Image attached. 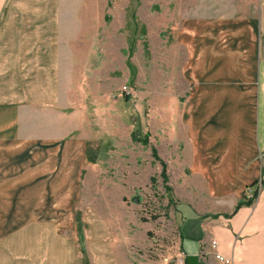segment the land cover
Masks as SVG:
<instances>
[{"label": "rangeland", "instance_id": "374dc122", "mask_svg": "<svg viewBox=\"0 0 264 264\" xmlns=\"http://www.w3.org/2000/svg\"><path fill=\"white\" fill-rule=\"evenodd\" d=\"M253 2L77 0L87 11L79 17L85 48L69 65L72 71L56 81V66L0 61V101L22 105L19 113L16 109L11 148L31 144L27 152L10 154L8 164L18 171L14 175L27 171L28 155L40 153L73 171L70 191L66 178L46 172L31 187L0 184V264L187 263L180 224L198 192L184 182L189 177L178 110L185 87L182 31L204 19L245 20ZM23 50L15 48L16 63L24 59L18 58ZM1 55L6 56L4 47ZM43 67L51 93L45 74L33 78L32 69ZM25 86L43 96L17 94ZM53 138L68 154L47 150ZM60 179L64 185L58 191ZM187 264H196L195 257Z\"/></svg>", "mask_w": 264, "mask_h": 264}, {"label": "crops", "instance_id": "0c3cea01", "mask_svg": "<svg viewBox=\"0 0 264 264\" xmlns=\"http://www.w3.org/2000/svg\"><path fill=\"white\" fill-rule=\"evenodd\" d=\"M76 3L77 0H0V48L6 49L0 61L6 57L12 65L56 66V81L72 71L69 65L85 48L84 41L80 42L79 17L87 11ZM246 15L242 21L200 20L199 25H185L181 35L185 87L178 110L187 152L184 168L189 177V182H184L198 192L197 200L187 204L190 211L180 224V246L187 263L188 257H195L196 264H221L214 258L219 253L230 259V264H264V0L250 3ZM15 48L24 49L18 58L22 55L25 60L16 63ZM32 73L35 80L45 74L51 93L47 68L32 69ZM18 90L17 94L24 90L25 97L27 93L43 96L30 93L27 86ZM18 106L22 105L14 100L0 101V138L4 141L0 144L1 186L16 182L18 186L31 187L32 180L42 182L46 172L66 178L70 191L73 171L56 164L59 159L44 160L40 152L32 158L28 155L24 161L27 171L14 175L18 171L8 164L10 154L25 149L27 152L31 147L18 143L11 148ZM55 142V138L49 140L48 151L53 155L68 154L67 148ZM14 176L24 179L11 181ZM62 179L57 182L58 191L64 185ZM249 191L254 193L250 205L241 206L233 214ZM207 214L217 218L203 219ZM228 215L232 216L224 217ZM211 240L216 249L210 247Z\"/></svg>", "mask_w": 264, "mask_h": 264}, {"label": "trees", "instance_id": "16d2710c", "mask_svg": "<svg viewBox=\"0 0 264 264\" xmlns=\"http://www.w3.org/2000/svg\"><path fill=\"white\" fill-rule=\"evenodd\" d=\"M133 138H134V141H136V142H140L141 144H144V145L147 144V140H146V139H143V140L138 139V140H137L135 136H134ZM152 155H153V157H154L155 159L158 160V157H157V154H156L155 150L152 151ZM160 163H161V168H162V171H161V177H162V180H163V183H164V190H165L166 193H169V192H170V188L167 187V185H165V183H167L166 167H165V165H164L162 162H160ZM250 203H251V200H245V201H243V203H238L237 206L235 207L234 211H233V214H234V213H235V212H236L241 206H243V205H247V206H249ZM233 214H232V215H233ZM232 215H230V216H225V218H229V217H231ZM213 218L216 219L217 216H213ZM181 239H182V238H181ZM186 264H187V263H186Z\"/></svg>", "mask_w": 264, "mask_h": 264}, {"label": "built area", "instance_id": "2783aa9c", "mask_svg": "<svg viewBox=\"0 0 264 264\" xmlns=\"http://www.w3.org/2000/svg\"><path fill=\"white\" fill-rule=\"evenodd\" d=\"M253 195H254V193L251 192V191H249V192L247 193V195H246V199H245V200H251V199L253 198ZM210 247H211L212 249H216V243H215V241H211V242H210ZM214 258H215L216 261L220 262L221 264H230V262H231L230 259H228V258L222 256V255L219 254V253H215V254H214Z\"/></svg>", "mask_w": 264, "mask_h": 264}]
</instances>
